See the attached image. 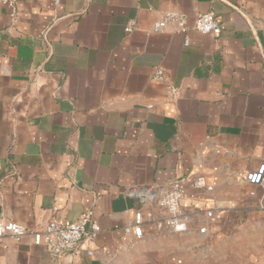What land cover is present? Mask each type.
I'll return each instance as SVG.
<instances>
[{
  "label": "crops",
  "instance_id": "obj_1",
  "mask_svg": "<svg viewBox=\"0 0 264 264\" xmlns=\"http://www.w3.org/2000/svg\"><path fill=\"white\" fill-rule=\"evenodd\" d=\"M15 10L14 21L0 4V218L37 230L91 211L100 231L58 261L29 236L6 238L0 264H110L138 207L129 190L194 176L212 187L181 201L197 250L264 264V190L244 179L264 162V0H16ZM207 12L217 38L153 30L166 13Z\"/></svg>",
  "mask_w": 264,
  "mask_h": 264
},
{
  "label": "built area",
  "instance_id": "obj_2",
  "mask_svg": "<svg viewBox=\"0 0 264 264\" xmlns=\"http://www.w3.org/2000/svg\"><path fill=\"white\" fill-rule=\"evenodd\" d=\"M15 3L16 0H0V4L10 8V17L14 21L16 20ZM169 23L175 26L177 32L186 35L185 44L189 43L187 33L190 30L215 38L221 34L218 18L213 12L198 14L192 21H188L179 13H166L155 23L153 30L163 31ZM133 29V23H129L125 32L130 33ZM152 79L159 82L165 81L163 69L155 68ZM167 90L173 96L176 94V89L171 85L167 87ZM244 179L248 184L264 190V162L260 163L255 170L246 173ZM211 192L212 187L203 176L181 177L162 186L148 185L131 188L129 193L137 199L138 207L134 211L132 221L123 226V234L128 238L126 247L137 244L154 233L188 236L192 220L183 211L181 201L193 196L204 197ZM258 207L264 213V198L260 199ZM205 217L208 222L221 218L220 214L211 211L205 212ZM99 231L91 211L82 213L78 219L71 222L61 221L52 216L37 230H29L20 224L0 218V241L11 238L21 242L29 236L33 244L43 246L54 261H58L66 253L77 251L83 239L94 241ZM208 232L206 224L197 228L199 236H206ZM87 254L92 255V252L87 251Z\"/></svg>",
  "mask_w": 264,
  "mask_h": 264
},
{
  "label": "rangeland",
  "instance_id": "obj_3",
  "mask_svg": "<svg viewBox=\"0 0 264 264\" xmlns=\"http://www.w3.org/2000/svg\"><path fill=\"white\" fill-rule=\"evenodd\" d=\"M198 242L199 240L193 235L184 237L169 233L162 235L154 233L146 236L141 242L119 251L120 255L113 258L110 264H177V259L180 257L186 259V263L183 264H193L188 260L191 258L198 259L200 264H219L215 260L208 262L212 255L208 250H197L201 249L200 244L197 246ZM184 244L185 247L190 246L191 250H182L180 247Z\"/></svg>",
  "mask_w": 264,
  "mask_h": 264
}]
</instances>
